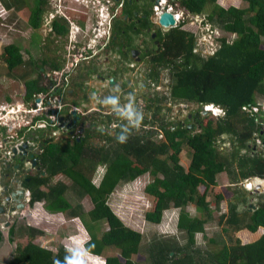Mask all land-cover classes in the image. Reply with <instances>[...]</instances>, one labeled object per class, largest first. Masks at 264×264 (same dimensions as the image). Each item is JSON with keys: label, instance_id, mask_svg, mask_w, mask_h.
I'll list each match as a JSON object with an SVG mask.
<instances>
[{"label": "trees", "instance_id": "obj_1", "mask_svg": "<svg viewBox=\"0 0 264 264\" xmlns=\"http://www.w3.org/2000/svg\"><path fill=\"white\" fill-rule=\"evenodd\" d=\"M217 1L184 0L181 3L184 15L201 18L211 31L220 34L214 40L216 48L211 55L205 57L195 52L197 38L180 29L176 30L178 35L170 45L169 98L196 105L191 121L186 117L185 123H171L169 127L160 114L161 107L157 106L161 102L156 99L152 102L156 109L151 124L157 125L159 130L154 127V131L148 132L153 131L155 135L159 132L162 135L159 141H154L147 132L120 143L119 133L113 140L115 148L102 152L99 147L86 142L83 145L74 138L64 136L46 140L43 135L42 150L35 157V170L21 179L22 187L29 192L28 206L43 202V209L48 213L67 212L70 218L82 216L91 223L105 224V231L87 233L88 240L83 244L91 255L98 257L105 249L115 250L116 255L105 256V264H137L134 257L139 255L142 234L126 227L106 202L117 184L135 181L144 174L151 177L144 192L153 202L144 219L158 225L166 210L178 209L176 228L185 235L186 241L184 245L154 242L149 250L153 264H264V192L254 193L260 201L250 207L245 205L248 196L242 193L244 190L233 189L228 213L220 216L224 232L241 233L246 243L235 238L234 244L222 245L217 251L206 249L202 252L196 248V235L204 233L205 225L212 218L211 205L219 208L224 200L217 189L219 176L226 174L230 187H237L250 178L264 180V151L253 150L254 135L264 144L261 124L255 120L261 110L254 115L242 110V107L256 106V97L264 96V0H234L245 4L244 9H224ZM1 4L3 9L17 8L23 1L1 0ZM47 4L46 0H32L28 25L33 32ZM52 27L61 35L56 24ZM228 36L232 39L228 40ZM0 62L8 74L23 64L31 66L35 72L33 63L24 62L18 47L11 44L2 47ZM37 85L34 78L23 82L25 102L38 94ZM205 105L222 108L224 115L218 119L202 117L201 108ZM40 121L49 129L44 115L33 118L32 126ZM190 122L193 128H189ZM29 135L25 129L21 130L17 140L25 141ZM227 137L231 143L230 152L223 146ZM184 148L189 155L186 169L179 161ZM99 165L105 167L98 183L94 184L92 176ZM11 171L9 169L8 174H12ZM56 175L66 178L69 184H50ZM65 194L75 195L77 199L87 197L90 209L83 213L77 203L71 206ZM190 205L198 215L191 216L185 210ZM26 229L30 239L41 235L33 228ZM12 233L13 227L10 237ZM210 242L214 241L210 239ZM69 255L68 249L61 245L52 253L28 241L16 250L11 264H65ZM88 258L104 264L99 258Z\"/></svg>", "mask_w": 264, "mask_h": 264}, {"label": "flooded vegetation", "instance_id": "obj_2", "mask_svg": "<svg viewBox=\"0 0 264 264\" xmlns=\"http://www.w3.org/2000/svg\"><path fill=\"white\" fill-rule=\"evenodd\" d=\"M46 1L50 3L47 4L50 11L42 12L35 31L39 34L37 47L46 44L51 48V55L45 58L41 47L39 58L34 57L35 63L30 61L35 64L33 78L42 97L37 103L48 107L51 103L46 99H50L55 107L47 111L54 121L49 128L59 130L65 137L74 138L83 145L86 142L99 147L102 152L113 149L114 138L121 134L122 127L128 122L101 101L109 96H119L121 106L132 98L145 121L139 127L147 131L152 129L151 119L156 109L152 102L156 99L161 102L162 99L151 92L157 90L160 83L168 82V88L171 84L170 45L178 35L176 30H181V24L187 19L198 18L183 14L181 3L184 0ZM162 13L170 14L175 25L159 26L157 20ZM52 24L58 26L61 35L54 32ZM42 26L45 30L41 29ZM194 48L197 52V47ZM68 95L74 96L73 103ZM137 102H140V107ZM85 104L94 106L86 107ZM158 104L163 106L162 102ZM138 130L131 129L127 139L138 135L135 133ZM148 133L151 138L155 134L153 131ZM97 138L100 140L95 142ZM43 143L40 140L37 144L38 154ZM23 162L15 157L12 162L9 160L3 164L0 159V203L3 202L6 209L20 205L10 199V194L17 189L24 192L26 189L22 187L21 179L35 170V166L30 168L31 159L24 170ZM9 165L18 167L16 176L8 174ZM5 198L9 201L6 202ZM20 202L25 208H30L23 196ZM15 218L3 220V223L12 224ZM16 250L15 243L14 249L0 258V264H11Z\"/></svg>", "mask_w": 264, "mask_h": 264}, {"label": "rangeland", "instance_id": "obj_3", "mask_svg": "<svg viewBox=\"0 0 264 264\" xmlns=\"http://www.w3.org/2000/svg\"><path fill=\"white\" fill-rule=\"evenodd\" d=\"M8 3L10 0H7ZM23 4L20 7L17 8H9V9H3L1 0H0V51L3 46L11 44L20 50V54L22 57V60L24 62L28 60H34V57L39 58V52L40 48L42 47V51L45 56V58L50 57L51 55V48L47 46L46 44L43 46L37 47V41L39 34L37 31L33 32L32 29L28 25V18H29V11L31 7L32 0H22ZM54 1V0H52ZM224 1V3H223ZM49 3V2H48ZM50 4V3H49ZM217 4L221 6L224 9H228L230 7L234 8H240L244 9L245 4L241 3L240 1L234 2V0H218ZM12 5H10L11 7ZM72 6V5H71ZM47 11H50V8L48 6ZM92 12V11H91ZM93 13V12H92ZM44 22V19L42 20ZM205 23H202L201 18H194V19H187L186 23L182 25L181 31L188 32L189 34H192L197 38V52H201V54L205 57L211 55L216 46L214 43V40L220 37V34L215 31H211L209 28V25H204ZM43 25H45L43 23ZM41 29L45 30V26H42ZM37 37V38H36ZM228 40H231L232 37L228 36ZM46 41H44L45 43ZM47 43V42H46ZM45 52H47L45 54ZM41 53V52H40ZM41 56V54H40ZM35 68V64H34ZM8 71L5 69L3 64L0 62V106L5 107L6 105H11L12 108L15 109V112H21L24 111L26 113V119L30 118L32 114H28L27 111H25L29 107H33L32 104L28 102H25L24 97H22L23 92V82L27 79H32L35 76V73L32 72L31 66L27 64H23L20 67H16L12 69L11 71ZM23 77V78H22ZM39 81V80H38ZM169 83L166 81L163 83H160L159 88L157 90H153L160 97V100L162 99L163 106L161 107V115L164 117V122L169 125L171 123L176 124V122H182L185 123V118L190 116L188 119L191 121V114L194 113L197 110L196 105H190L183 102H178L175 100H171L169 98ZM69 100L71 103L74 102V96L68 95ZM165 99V102L163 101ZM257 101V107H262L264 104V96H258L256 97ZM140 107V102H137ZM86 107H92L93 104H89L88 106L85 104ZM203 108V107H202ZM202 117H207L211 119H218L214 117L210 112H206V115H203ZM1 111V110H0ZM140 111V110H139ZM160 116V115H159ZM19 119V118H18ZM19 121V120H18ZM258 121L264 125V117H259ZM192 128L193 124L190 122ZM156 130H159V127L157 125L154 126ZM152 128L151 130H155V128ZM262 127V126H261ZM55 129L49 128L42 131L37 130H30L31 136H34V138H38L37 140H34V146L37 147V144L40 142L41 137L44 135L43 139L47 138H53V140H57L58 138L64 137L63 134L59 133L60 131H54ZM53 132L54 135H51ZM42 132V135L40 137L39 134ZM148 131L145 129H141L139 127L138 132H135L137 134H144ZM263 134H264V126H263ZM161 134L158 132L157 135H153L152 139L154 141H159L162 139L160 136ZM7 136L14 137L11 133L3 134L2 140H8L6 138ZM37 136V137H36ZM18 134L16 136V139H13L14 141L17 140ZM255 145L253 147V150H255L257 153H261L264 151V145H262L260 142L261 140L256 141L257 136H255ZM98 140H95V142L99 141L100 138H97ZM227 137L225 140V144L223 145L226 148L227 152H230L231 143L228 140ZM251 144V143H250ZM10 143H7L6 146H9ZM252 148V147H251ZM180 165H182L185 169L188 167L189 163V155L187 154V149H183V151L180 154L179 157ZM36 162V160H35ZM24 163V162H23ZM29 163H24L25 166H28ZM31 168V167H30ZM104 170V166L99 165L93 176H92V182L94 184H97L102 173ZM13 172V169L12 171ZM33 172V171H31ZM30 172V173H31ZM18 172H13L10 177L13 175H17ZM261 178H250L248 181H260L262 182ZM151 181V177L148 174H144L140 177H138L135 181L127 182V183H119L117 186L114 187V190L107 198V205L111 209V211L119 217V219L123 222V224L135 231H138L140 234H142V243L139 251V255L134 257L137 264H153L152 263V257L149 255L150 246L154 242H163V243H172L175 242L178 245H184L186 243L185 241V235L183 233H180L176 228L177 223V216H178V209L170 208L166 210L163 213L162 221L160 224L155 225L148 223L144 219V215L147 211L151 209L152 203V197L148 196L144 192V187ZM245 181V180H244ZM244 181L236 185L237 187H230L228 186V178L225 174H221L219 176V184L217 189L222 192L224 196V200L220 202L219 208H216L215 205H211L212 208V218L208 221V223L205 225V230L203 234H197L196 235V248L199 250L201 249L202 252H204L206 249H209L211 251H217L222 247V245H231L233 243V239L238 238L242 243H246L244 238L241 236V233L235 234L231 231L224 232L225 226L219 222L221 215H227L228 213V204L229 201L232 200V192L233 189H243L247 197V202L245 203L246 206H254L259 201L260 198L257 197L255 194H260L259 192L255 191H247L244 188ZM264 181V180H263ZM55 182H62L66 185L69 184L66 178L60 175L54 176L50 184H54ZM243 183V184H242ZM262 190L264 191V182H262ZM230 187V188H229ZM202 191L203 188H200ZM65 197L68 202H70L71 206L75 205L76 203L80 206V209L83 213L88 211L90 209V203L87 199V197H82L80 199H77L75 195L71 196V194H65ZM72 199L75 200L72 201ZM40 205V204H39ZM41 206V205H40ZM31 208V207H30ZM29 208V209H30ZM42 209V207H39ZM241 209V206H239ZM191 216L198 215L195 211L194 206L190 205L186 207L185 209ZM40 214L38 213V220L34 217L33 219L29 218V220H26L24 216L22 219H18L17 222H15L19 226L20 233H24L27 235V229L26 225L33 227L34 230L40 231L41 235H36L32 239H25L20 242L16 241L17 249H20L25 243L28 241L34 242L37 246H43L45 249L50 250L52 253L55 252V248L58 245L61 246H68L73 248L77 244L81 245L84 240L88 239V234L85 235L82 227L84 230L89 233H100L106 230V226L103 222H97V223H91L87 218L85 217H79V218H70L67 212L60 214V213H48L46 210H40ZM35 225V226H34ZM74 236L73 239H68V237ZM79 235H84L83 239H80ZM210 239H212L214 242L211 243ZM70 242L71 244H67V242ZM13 245V244H12ZM14 246V245H13ZM116 251L113 249H105L102 253V256L96 257L99 258L101 261H104L105 256H113L116 255ZM88 264H95L100 263V261L96 259H90L88 258L86 261Z\"/></svg>", "mask_w": 264, "mask_h": 264}, {"label": "built area", "instance_id": "obj_4", "mask_svg": "<svg viewBox=\"0 0 264 264\" xmlns=\"http://www.w3.org/2000/svg\"><path fill=\"white\" fill-rule=\"evenodd\" d=\"M38 98H42L41 95L39 94H35L32 96L31 101L29 102L30 104L33 105V107H29L27 108L25 111H27V113L32 114L30 118L26 119V113H24V111L21 112H15V109L12 108L11 105H6L5 107H1L0 106V135L4 134H8L11 133L14 137L12 136H7L6 138H8V141L10 142V146L6 149L3 148L2 144L0 143V157L2 159L3 164L11 159V150L12 149H17V147H19L21 145L22 140H13L16 139L17 134L21 131V130H26L27 133L30 132V130H45L46 129V123H44L43 121L40 122H36L33 126H32V120L33 118L37 117V116H41L44 115V117L46 118V120L48 121L49 124H52L53 121V117L51 115H49L47 113V111H51V109H54L55 107L52 104V100L50 99H46L48 100L51 104L48 105V107H41L39 103L35 102V99ZM205 112H210L214 117L216 118H220L224 115V111L222 108L218 107V106H213V105H205L202 108ZM242 110H244L247 113H251L250 115H254V114H258L259 110H261V114L259 115V117H264V104L262 107H257V106H252L250 108L248 107H242ZM257 117L255 120L257 123L261 124L262 126V131H263V126L261 122L258 121ZM19 118V119H18ZM19 120V121H18ZM263 134V132H262ZM51 135H54L53 132L51 133ZM264 135V134H263ZM161 136V135H160ZM260 141L259 138L256 139V141ZM28 144H31V141H25ZM262 145L263 142H260ZM33 149V148H32ZM18 151V150H16ZM12 161V160H10ZM262 182H264L263 180H261ZM246 182V183H245ZM262 182L260 181H248L245 180L244 181V188L247 191H255V192H259V193H263L264 191L261 189L262 188ZM23 198L25 203H28L29 201V192L28 190H24V194H23ZM2 203V202H1Z\"/></svg>", "mask_w": 264, "mask_h": 264}, {"label": "crops", "instance_id": "obj_5", "mask_svg": "<svg viewBox=\"0 0 264 264\" xmlns=\"http://www.w3.org/2000/svg\"><path fill=\"white\" fill-rule=\"evenodd\" d=\"M22 86H23V84H22ZM22 97H24V89H23V92H22ZM37 132V131H36ZM37 133H39V132H37ZM4 134V133H3ZM2 134V135H3ZM29 134H30V132H29ZM2 135H0V143L2 144V146H3V148H8L9 146H6V144L7 143H10L8 140H2ZM42 135V132L39 134V136L38 137H40ZM32 136H31V134L26 138V139H28L29 141H31V144H28V146L29 147H32L33 149L35 148V146H34V140H37L38 138H34V136H33V138H31ZM43 137V136H42ZM26 139H25V141H26ZM33 139V140H32ZM14 159V158H13ZM10 162H12V161H10ZM11 164V163H10ZM25 167H27V166H25L24 165V163H23V170H24V168ZM32 168V167H31ZM33 171V170H32ZM13 172H15V171H13ZM16 173V172H15ZM11 175V174H10ZM16 176V175H15ZM41 206H40V205ZM0 206H3V202H2V204L0 203ZM39 207H42V209H40ZM40 210H44L43 209V205H42V203L41 202H38V203H34L32 206H31V208L29 209V208H25L24 207V209L22 210V211H20L19 212V215L20 216H24L25 217V219L26 220H29V218L31 219H33L34 217L37 219L38 218V213L40 214ZM16 214V215H15ZM20 216H18V214H17V212L16 213H14V214H10V215H5L4 217L5 218H1L2 216L0 215V220H2V222H1V225H0V240H1V242H0V258H2L3 256H5V254L7 253V251L8 250H13L14 249V244L16 243V241H22V239L23 240H25V239H27L28 238V236L26 235V234H24L23 232L22 233H20V231H19V226H21V225H18V224H16L15 222H17V220L18 219H22V217H20ZM11 217H17V218H15V221L11 224V222L10 223H3L4 221L3 220H9ZM20 217V218H19ZM38 220V219H37ZM11 224V225H10ZM28 224H30V223H27V225L25 226V227H29L28 226ZM35 226V225H34ZM11 228V227H13V233H12V243L9 245V243L11 242L10 241V238L8 237L9 236V232H8V228ZM30 228V227H29ZM82 229H83V231H84V234L85 235H87V232L84 230V228L82 227ZM12 230V229H11ZM10 231V230H9ZM83 236L84 235H79V237H80V239H83ZM73 237L74 236H70L69 235V237H68V239H73ZM29 239V238H28ZM88 240V239H87ZM87 240H84L83 242H82V244H81V246L83 247V244L87 241ZM32 242V241H31ZM67 242V244L69 245V244H71L70 242H68V241H66ZM33 244H35L34 242H32ZM13 244V245H12ZM26 244V243H25ZM24 244V245H25ZM23 245V246H24ZM36 245V244H35ZM22 246V247H23ZM71 245H69V247L68 246H65V248L66 249H69V248H71L70 247ZM40 248H43V249H45L43 246H39ZM64 247V246H63ZM48 250V249H47ZM90 257H98V256H93V255H90ZM87 259H88V257L86 258V261H87ZM86 264H88L87 262H86ZM95 264H99V263H95ZM104 264H105V260H104Z\"/></svg>", "mask_w": 264, "mask_h": 264}, {"label": "clouds", "instance_id": "obj_6", "mask_svg": "<svg viewBox=\"0 0 264 264\" xmlns=\"http://www.w3.org/2000/svg\"><path fill=\"white\" fill-rule=\"evenodd\" d=\"M101 103L111 106L114 112L127 120L128 123L122 127L121 134L118 136L119 142L124 143L127 140L128 134H130V130L139 128L143 120V113L135 108L132 98L124 106L120 105L119 96L106 97ZM68 251L70 255L65 258V264H86V258L91 255L89 249H85L79 244L73 248H69ZM56 264H59V262H56Z\"/></svg>", "mask_w": 264, "mask_h": 264}, {"label": "water", "instance_id": "obj_7", "mask_svg": "<svg viewBox=\"0 0 264 264\" xmlns=\"http://www.w3.org/2000/svg\"><path fill=\"white\" fill-rule=\"evenodd\" d=\"M157 23L159 26L163 27V28H167V27H172L175 25V21L173 20L172 16L168 13H162L157 20ZM35 102H38V99H35ZM203 115H206V112L203 110ZM190 116H188L189 118ZM189 128H192L191 126H189ZM18 150V151H16ZM11 159L15 157L19 158V162H23L24 163H29L28 160L31 159L32 162H30V167H34L35 166V157L38 155V147H35L34 149H32V147H29L27 145V143L24 141L21 143V145L19 147H17V149H12L11 150ZM28 153V156H27ZM1 159V158H0ZM3 163V162H2ZM0 163V165L2 164ZM9 169H13V171L17 170V166H13L11 167L10 165L8 166ZM22 171V170H21ZM24 192L22 189H17V191H15L14 193L10 194V199H12V201L14 203H19L20 205L18 206H14V207H10V208H5L4 206H0V215L2 216L1 218H5L4 216L10 215V214H14L17 212V214H19L20 211H22L24 209V204L20 202V199L22 198ZM17 196V197H16ZM16 197V199H15ZM15 200V201H14ZM5 201L8 202L9 198H5ZM2 204V203H1ZM16 215V214H15ZM2 220H0V225H1Z\"/></svg>", "mask_w": 264, "mask_h": 264}]
</instances>
